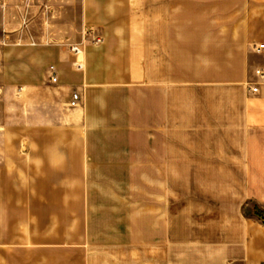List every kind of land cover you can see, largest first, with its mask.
<instances>
[{"label":"crops","instance_id":"crops-1","mask_svg":"<svg viewBox=\"0 0 264 264\" xmlns=\"http://www.w3.org/2000/svg\"><path fill=\"white\" fill-rule=\"evenodd\" d=\"M75 3L4 77L0 264H264V0Z\"/></svg>","mask_w":264,"mask_h":264},{"label":"rangeland","instance_id":"rangeland-1","mask_svg":"<svg viewBox=\"0 0 264 264\" xmlns=\"http://www.w3.org/2000/svg\"><path fill=\"white\" fill-rule=\"evenodd\" d=\"M74 5L72 0H0V118L14 103L9 98L14 85L4 81L10 62H23L24 50L47 43V37L64 46L84 37ZM249 211L254 213V206Z\"/></svg>","mask_w":264,"mask_h":264},{"label":"built area","instance_id":"built-area-1","mask_svg":"<svg viewBox=\"0 0 264 264\" xmlns=\"http://www.w3.org/2000/svg\"><path fill=\"white\" fill-rule=\"evenodd\" d=\"M85 42H88V43H91V44H100L102 42V38L100 35H98L93 29H87L84 31V37H83V40H82V43H85ZM81 44H75V45H71L69 47V51L73 54V55H78L82 52V47H81ZM264 48V44H259L257 47H256V50H261ZM49 71L51 73V81L53 83H56L57 82V76H56V72L54 70V67L53 66H50L49 67ZM261 74L260 72H258V75ZM256 87H252L251 90L252 91H256ZM80 95L79 93L77 92H73L72 95H71V100L69 102V106L70 107H77L80 103Z\"/></svg>","mask_w":264,"mask_h":264},{"label":"trees","instance_id":"trees-1","mask_svg":"<svg viewBox=\"0 0 264 264\" xmlns=\"http://www.w3.org/2000/svg\"><path fill=\"white\" fill-rule=\"evenodd\" d=\"M256 217H258L263 223H264V210L254 206V213H253Z\"/></svg>","mask_w":264,"mask_h":264}]
</instances>
